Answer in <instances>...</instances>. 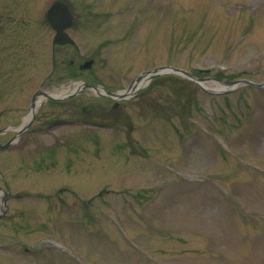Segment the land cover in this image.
Masks as SVG:
<instances>
[{"label":"rangeland","instance_id":"rangeland-1","mask_svg":"<svg viewBox=\"0 0 264 264\" xmlns=\"http://www.w3.org/2000/svg\"><path fill=\"white\" fill-rule=\"evenodd\" d=\"M52 1L0 0L5 77H14V61L21 69L3 88L33 90L51 72L67 79L71 60L78 66L90 58L83 78L111 89L164 65L264 82V0H72L74 14L88 19L68 29L75 46L55 50L41 21ZM29 11L40 19L36 29L18 17ZM19 24L21 44L13 38ZM222 95L164 73L117 110L89 108L115 125L70 130L77 141L98 139L86 135L73 146L85 149L74 154L82 173L76 164L52 171L51 183L75 194L53 210L44 199H23L34 208L23 224L15 221L19 210L0 220V264H264V87ZM81 106L71 112L78 116ZM67 129L43 137L58 139Z\"/></svg>","mask_w":264,"mask_h":264},{"label":"flooded vegetation","instance_id":"flooded-vegetation-1","mask_svg":"<svg viewBox=\"0 0 264 264\" xmlns=\"http://www.w3.org/2000/svg\"><path fill=\"white\" fill-rule=\"evenodd\" d=\"M21 26V24L16 26V35L14 34L16 37H13L14 41L20 44L22 43V37L19 35ZM5 34H7L6 31H1L0 46L5 44V38L7 40ZM15 55L16 59L19 60L21 56L16 53ZM1 59L0 82L3 86L10 76L5 77L8 70L4 63L6 57L3 54ZM13 66L12 75L14 77L9 78V81L21 76L19 62L14 61ZM78 67L80 68V64ZM7 74L11 75L10 73ZM53 77L51 75L46 86H53L57 83ZM73 78H79V75L75 73ZM37 92V89H0V146L5 147L0 150V208L10 210L13 207L14 210H22L25 208L23 204L26 203L18 201L21 195L40 193L36 191L38 188H51V186H40L37 177L41 176L43 167L53 168L56 165L55 162L59 158V145H62L60 141H64L66 144L73 139L68 137L61 139L44 138L43 136L44 133L54 130L53 126L58 120L67 121V125H72L74 117L71 113V105L74 108V105L80 102L96 104L100 102L98 98L105 100L104 104L113 102L112 108L120 105V102L113 101L105 95H98L92 90H84L77 95L63 96L61 99L50 97L45 101L38 98ZM41 92L47 93L46 91ZM87 98L91 100L87 101ZM88 104L82 106V111H86ZM58 105H61L65 110L61 114H59ZM43 107H47L46 111L43 110ZM56 109L58 110L56 111ZM48 179L47 181L51 180ZM30 230L37 231L38 228L34 227Z\"/></svg>","mask_w":264,"mask_h":264},{"label":"water","instance_id":"water-1","mask_svg":"<svg viewBox=\"0 0 264 264\" xmlns=\"http://www.w3.org/2000/svg\"><path fill=\"white\" fill-rule=\"evenodd\" d=\"M47 19L56 30V34L54 36L55 43L72 42V39H70L68 35L64 32V29L70 25V20H71V16L68 11V8L64 3H61V2L54 3L48 10ZM162 69L163 67L155 68L151 72L159 73L160 70ZM169 70H174L176 72L187 74L185 71L181 69L170 68ZM192 78L194 79V77ZM229 84L230 86L233 85L235 87L237 83L230 82ZM120 96H124V95L120 94Z\"/></svg>","mask_w":264,"mask_h":264},{"label":"bare ground","instance_id":"bare-ground-1","mask_svg":"<svg viewBox=\"0 0 264 264\" xmlns=\"http://www.w3.org/2000/svg\"><path fill=\"white\" fill-rule=\"evenodd\" d=\"M140 83H138L137 85H139Z\"/></svg>","mask_w":264,"mask_h":264}]
</instances>
